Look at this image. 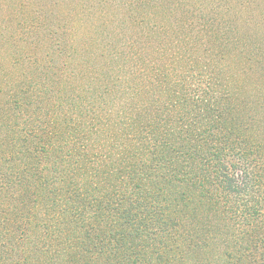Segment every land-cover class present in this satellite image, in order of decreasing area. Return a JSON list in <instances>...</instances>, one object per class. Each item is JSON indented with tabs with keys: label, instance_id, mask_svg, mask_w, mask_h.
<instances>
[{
	"label": "trees",
	"instance_id": "obj_1",
	"mask_svg": "<svg viewBox=\"0 0 264 264\" xmlns=\"http://www.w3.org/2000/svg\"><path fill=\"white\" fill-rule=\"evenodd\" d=\"M16 3L0 20L35 40L0 75V169L95 264H264V57L232 29L251 0ZM194 31L202 51H159Z\"/></svg>",
	"mask_w": 264,
	"mask_h": 264
},
{
	"label": "rangeland",
	"instance_id": "obj_2",
	"mask_svg": "<svg viewBox=\"0 0 264 264\" xmlns=\"http://www.w3.org/2000/svg\"><path fill=\"white\" fill-rule=\"evenodd\" d=\"M13 2L14 0H0V15L6 13V5L14 9L17 3L13 6ZM251 2L252 13L249 16L246 15L249 10L241 14V10L237 9L238 21L245 18L251 22L247 25L237 21L232 29L235 31L238 27L241 33L237 37L242 41L245 40L248 51H253L263 58L264 25L259 20L264 17V4L261 0H251ZM15 21L0 20V75L5 78L2 82L7 89H10L6 83L11 79L9 76H12L13 66H17L12 64L13 60L17 61L20 57L32 54L31 47L35 40V36L32 37L26 30L30 26L28 23L24 22L19 28L18 22ZM112 31L110 29L108 33ZM234 34H228L227 38L235 37ZM202 35L197 31L191 35L185 34L184 38H181L185 40L183 45L175 44L178 38L165 37L166 42L159 43V51H165V49L167 51H202L196 48L204 41ZM191 42L195 45L193 49L189 48ZM120 44L118 43L113 51H118ZM245 44L240 45L239 51H244ZM232 49L235 48L232 47ZM148 50H152L150 45ZM62 53L65 60L67 56L73 55L71 50L62 51ZM24 67L25 65H19L16 68ZM13 172L11 169H0V264H95L93 262L97 260L91 259L92 254L83 253V246L88 245L82 246L79 242V235L74 225L67 226L63 219L59 221L54 219L55 216V218L59 217L58 214L42 208L40 201L43 198L38 196V193L33 194L31 190L26 191V181L23 185L19 183V179ZM4 173H7V176H4ZM105 261L107 259L102 258L99 262L107 264Z\"/></svg>",
	"mask_w": 264,
	"mask_h": 264
}]
</instances>
